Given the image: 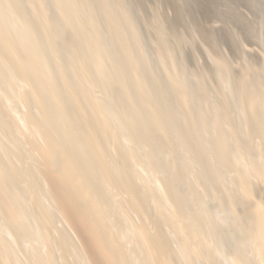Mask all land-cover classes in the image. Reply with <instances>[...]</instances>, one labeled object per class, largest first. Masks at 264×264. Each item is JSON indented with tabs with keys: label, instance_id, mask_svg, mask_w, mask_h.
Instances as JSON below:
<instances>
[{
	"label": "bare ground",
	"instance_id": "1",
	"mask_svg": "<svg viewBox=\"0 0 264 264\" xmlns=\"http://www.w3.org/2000/svg\"><path fill=\"white\" fill-rule=\"evenodd\" d=\"M141 20L0 0V264H264V48L211 79Z\"/></svg>",
	"mask_w": 264,
	"mask_h": 264
},
{
	"label": "rangeland",
	"instance_id": "2",
	"mask_svg": "<svg viewBox=\"0 0 264 264\" xmlns=\"http://www.w3.org/2000/svg\"><path fill=\"white\" fill-rule=\"evenodd\" d=\"M129 1L146 25L149 38L158 40L162 26L167 28L170 35L182 39L188 67L196 71L203 68L211 79L215 69L209 54L225 55L238 69L245 62L259 63L262 59L264 0Z\"/></svg>",
	"mask_w": 264,
	"mask_h": 264
}]
</instances>
